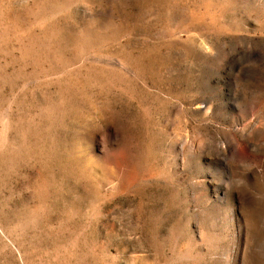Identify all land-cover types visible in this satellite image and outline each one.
Here are the masks:
<instances>
[{
    "label": "rangeland",
    "instance_id": "obj_1",
    "mask_svg": "<svg viewBox=\"0 0 264 264\" xmlns=\"http://www.w3.org/2000/svg\"><path fill=\"white\" fill-rule=\"evenodd\" d=\"M0 264H264V0H0Z\"/></svg>",
    "mask_w": 264,
    "mask_h": 264
}]
</instances>
